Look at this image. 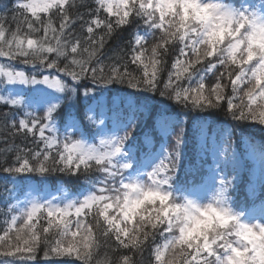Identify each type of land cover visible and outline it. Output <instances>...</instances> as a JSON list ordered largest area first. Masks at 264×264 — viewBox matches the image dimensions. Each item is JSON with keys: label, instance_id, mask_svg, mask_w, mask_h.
Listing matches in <instances>:
<instances>
[{"label": "snow or ice", "instance_id": "1", "mask_svg": "<svg viewBox=\"0 0 264 264\" xmlns=\"http://www.w3.org/2000/svg\"><path fill=\"white\" fill-rule=\"evenodd\" d=\"M157 93L180 113L149 126L137 97ZM0 106V264L41 247L67 264H264V142H247L237 201L234 130L210 137L201 116L264 130V0H0Z\"/></svg>", "mask_w": 264, "mask_h": 264}, {"label": "trees", "instance_id": "2", "mask_svg": "<svg viewBox=\"0 0 264 264\" xmlns=\"http://www.w3.org/2000/svg\"><path fill=\"white\" fill-rule=\"evenodd\" d=\"M91 0H85V3H90ZM132 29L125 30L123 32H117L107 43L105 54L106 56L113 55V49L117 48V45L123 47L125 43L130 39L129 32ZM122 85H115L113 87V94L117 92V90L123 88ZM83 90L81 89V92ZM141 104L147 105V108L144 109V122L151 126L154 122H157L161 119V113H167L171 117H175L178 113H180V109L173 106L170 101L162 99L159 94L150 95V94H143L138 95L137 97ZM84 103L81 100V105ZM5 111L3 106H0V114ZM195 114H189L187 117L188 120V154L191 155L192 150V137L194 129L201 123L199 119H193ZM201 116L203 117V121L205 122L206 129L208 131L209 136H217L220 135L223 130L226 128L229 131H233V135L231 139L235 141V147L237 148L238 152H240L243 156V163L245 165V172L244 178L245 183H242L240 187L237 189L236 193H234L237 201H242L246 195L248 184L247 181L252 180L251 173H252V164L251 160L247 158L246 152L248 144L247 142L251 139L255 143L259 144L264 142V130L258 124H244V125H237L233 123L230 118L226 117L223 112H216L210 111L207 113H202ZM181 119H184L181 116ZM210 126V127H208ZM139 135V133H137ZM20 141L17 140L16 143ZM5 147L3 143H0V148ZM9 160L11 159V155H9ZM9 180L8 174L4 173L2 169H0V193L3 192L4 184ZM41 178L35 175L31 176V182L33 184H38ZM62 184L67 187L69 190L75 191L79 189L80 182L76 179H69L67 177L61 178L58 175H52L48 178V184L50 186H55L56 184ZM11 187V184L8 185ZM259 205V201L256 202ZM44 249L41 247L38 251V264H67V261L61 258H48L45 259L43 256ZM101 254H103V250H101ZM144 260L145 264H147L148 260V253H144Z\"/></svg>", "mask_w": 264, "mask_h": 264}, {"label": "rangeland", "instance_id": "3", "mask_svg": "<svg viewBox=\"0 0 264 264\" xmlns=\"http://www.w3.org/2000/svg\"><path fill=\"white\" fill-rule=\"evenodd\" d=\"M252 164V173H251V178H254V172H255V165L253 164V162L251 161Z\"/></svg>", "mask_w": 264, "mask_h": 264}]
</instances>
